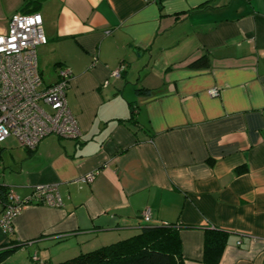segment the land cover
<instances>
[{
  "label": "crops",
  "instance_id": "1",
  "mask_svg": "<svg viewBox=\"0 0 264 264\" xmlns=\"http://www.w3.org/2000/svg\"><path fill=\"white\" fill-rule=\"evenodd\" d=\"M25 1L0 0V31ZM36 12L43 85L70 70L81 135L0 144V216L9 189L24 200L50 185L60 199L0 228V251L15 247L0 264L60 262L163 224L179 227L184 264H206V229L226 233L218 264H264V0H39ZM204 55L208 67L190 66Z\"/></svg>",
  "mask_w": 264,
  "mask_h": 264
},
{
  "label": "built area",
  "instance_id": "2",
  "mask_svg": "<svg viewBox=\"0 0 264 264\" xmlns=\"http://www.w3.org/2000/svg\"><path fill=\"white\" fill-rule=\"evenodd\" d=\"M47 41L39 13L14 12L7 28L0 31V144L9 136L28 150L36 147L46 135L77 139L81 135L76 117L67 106L65 93L71 72L65 67L56 70L57 80L43 85L37 67L36 48ZM126 65L120 64L112 73L118 76ZM209 94H217L212 88ZM96 172L86 173L83 182H92ZM58 206L56 188L50 185L36 187L32 194L20 200L12 189L6 191L0 228L12 229V221L23 205L31 202ZM142 220L150 221L148 210L141 213Z\"/></svg>",
  "mask_w": 264,
  "mask_h": 264
},
{
  "label": "trees",
  "instance_id": "3",
  "mask_svg": "<svg viewBox=\"0 0 264 264\" xmlns=\"http://www.w3.org/2000/svg\"><path fill=\"white\" fill-rule=\"evenodd\" d=\"M31 4H34L33 7H30ZM38 4L39 0H26L20 12H36ZM190 66L196 69L208 67V56L200 57ZM177 228L179 227L175 224L147 225L137 234L81 252L67 260L36 264H184ZM225 236L226 233L221 230H204L203 263L218 264L224 249ZM14 249L15 247L4 248L0 251V256Z\"/></svg>",
  "mask_w": 264,
  "mask_h": 264
}]
</instances>
